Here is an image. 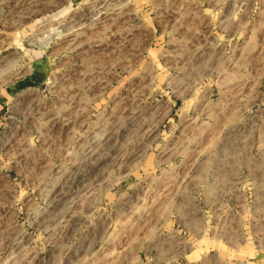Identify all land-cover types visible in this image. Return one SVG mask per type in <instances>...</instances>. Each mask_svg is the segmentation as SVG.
Segmentation results:
<instances>
[{"label":"rangeland","instance_id":"374dc122","mask_svg":"<svg viewBox=\"0 0 264 264\" xmlns=\"http://www.w3.org/2000/svg\"><path fill=\"white\" fill-rule=\"evenodd\" d=\"M0 264H264V0H0Z\"/></svg>","mask_w":264,"mask_h":264},{"label":"crops","instance_id":"0c3cea01","mask_svg":"<svg viewBox=\"0 0 264 264\" xmlns=\"http://www.w3.org/2000/svg\"><path fill=\"white\" fill-rule=\"evenodd\" d=\"M177 256H180L179 253L177 254ZM105 257H107V253L105 254Z\"/></svg>","mask_w":264,"mask_h":264},{"label":"bare ground","instance_id":"6f19581e","mask_svg":"<svg viewBox=\"0 0 264 264\" xmlns=\"http://www.w3.org/2000/svg\"><path fill=\"white\" fill-rule=\"evenodd\" d=\"M82 33V32H81Z\"/></svg>","mask_w":264,"mask_h":264}]
</instances>
